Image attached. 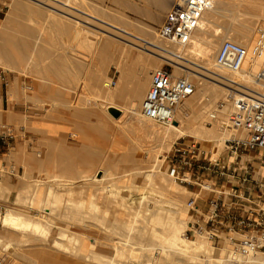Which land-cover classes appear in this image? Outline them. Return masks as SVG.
Returning a JSON list of instances; mask_svg holds the SVG:
<instances>
[{
	"label": "rangeland",
	"instance_id": "374dc122",
	"mask_svg": "<svg viewBox=\"0 0 264 264\" xmlns=\"http://www.w3.org/2000/svg\"><path fill=\"white\" fill-rule=\"evenodd\" d=\"M13 1L14 0H0V31H1L2 21L5 20L6 17L9 15V10H10V7L12 6ZM33 1H35V0H33ZM40 1L41 2H39V3L44 5L46 8H38V9H40V11H42L43 14L47 15L46 21H43L42 17L40 18L38 15H30V14H27V12H25V11H21L20 16H19V25H18L20 28L21 34H17L16 32L13 33L11 43L9 44L10 45L9 49L12 52L18 54L17 57L20 59V61L23 62V65L25 64L24 67H26V70L24 72L19 71V70H14V69H11V67L9 65H7V67H8L7 68L6 65L0 64V67H2L3 69L8 71V80L12 78L11 79L12 82L9 84L10 88L12 87L11 84H13V85H15V87L17 89V92H15V96L10 97V102L11 103L17 102V105H19V107L18 108H9V110L14 111L16 113V115H18L19 117H22V119L24 116L25 117L30 116V120H31L32 128L27 129L24 126V124L22 125V123H21L16 128V130L13 129L14 131L13 130L8 131L6 126H8L9 124L7 122H4V126H3V123L0 121V130H4L5 132H7L13 136V138L10 140L11 145H12L11 147L14 148L13 146H15V144H16V148H17V150H19V156L21 155V152H25V150L28 153L33 152L34 154H37V155L40 154L41 156H44L45 152L47 150V146L45 144V141H42L43 143H38L39 140L37 138L38 137L37 134L39 133V129H35V128H37L40 123L47 122L51 119L54 120L55 117L62 120L64 118L65 113L72 114V112L80 109V108H49L51 103L54 104V100H55L56 96L57 97H59V96L55 95L54 93L52 94L53 95L52 97L44 96L43 94L41 96H38L39 88L36 86L39 83L47 84V86L49 84H51L53 86V89L51 92H53V90L56 87H57L58 92H60V93L64 92V85H65L66 81H64L62 79L61 80L57 79V75L60 74V72L59 71L58 72L57 71H55V72H44L43 70L45 68L47 69L49 67L58 66L59 67L58 69L60 71L64 70L65 66L63 63H65V58H66L65 55H67L69 57L72 56V57H78V58H80V57L85 58L86 57L89 62H93L96 57L104 56L105 53L100 48L102 47L104 40H106L108 37H110L111 39L113 38V40L117 42L115 44L118 47V50L116 51V53L114 55L115 59L117 56H119V57H133V56L141 57L142 56L143 58H147V60L156 59L151 55L150 51H148L144 48H141L139 46L135 47V45H132L129 42H126L123 38L132 40L138 44L141 43V45H144L146 43V41H148V40L150 42L157 41L161 44L167 43V42H168V45L171 44V42L169 40L162 39L158 34V29L162 25L163 21L165 20L166 15L170 9H167L165 11L166 13L165 12L162 13V19L163 20L160 23L155 22L153 20L154 18H156V16L140 17L139 19H140V21L142 20V22L139 21V23H145V20H150L155 24H153V26L152 25H150V26L144 25L143 29H140L141 32H134V30H132L130 28H132V24L136 21V19L131 17V15L129 14L130 13L129 8L127 7L129 0H118V7H117L116 11H114L113 13L102 12L101 14L98 10L92 9L91 7H89L87 4V0H61L63 2L70 3L71 4L70 8H68L69 5H61L60 2L57 3L56 0H40ZM241 1L240 0H231L229 2V5L227 4V8H226L227 10L224 12L225 15L220 16L218 18V21L220 24L225 25V26H229V25H231L229 23H232V24L238 23L240 20H242L244 18L249 17L251 19L252 18L256 19L253 15H260L261 13L262 14L264 13V0L263 1L262 0H260V1L259 0H252V2H251V0H249V1L248 0H241ZM36 2H38V1H36ZM42 2H44V3L48 2L46 4H48L49 6L45 5ZM239 4H240V6H239ZM53 5H54V7L56 6V8H54ZM241 5H242V8H241ZM253 7H255V8L258 7V8L255 9ZM34 8L37 9L36 6H34ZM76 8H77V10H76ZM78 8L80 9V11ZM57 9H59V10H57ZM245 9H246V11H245ZM60 10H62V12ZM66 12H68L71 15H74V17L69 18V16H66L68 14ZM61 13H63V14H61ZM251 19H249V20H251ZM41 20H42V22H40ZM228 21H230V22H228ZM70 24H75L76 27L80 28L79 31L83 33L82 38L81 37H79V38L74 37V39L71 40V36L69 34L67 36L64 35L69 30ZM113 25H114V27H113ZM115 26H117V27H115ZM27 29L31 30L30 40L25 39L26 36H24L25 31ZM104 30H105V32H104ZM107 30L112 31L113 33H115V34H117L123 38H119V37H116L113 35L111 36V35L107 34ZM150 30H153L152 35L150 33H148V31H150ZM23 32H24V34H23ZM141 38L143 40H141ZM80 40H82L84 42L85 48L84 47L81 48V46L78 48L76 47L77 41L80 42ZM219 40L220 39H218V41H217V48L214 50V53L212 55V63L213 64H214L213 61H215L214 58L216 57L220 46L225 41V39L224 40L222 39L220 41ZM254 40H255V36L253 37L252 41H250L248 43H250V45H251L254 42ZM213 56H215V57H213ZM192 60L196 61L200 64V59L198 60V58H196V59L194 58ZM156 61H157V63L162 65V67L166 66V67H170L171 69H173L174 74H175L176 69L172 64H170L166 61H161L159 59H156ZM121 62H123V61H121ZM111 63H113V62H111ZM198 63H196V64H198ZM91 67H94V65L93 64L90 65V69H91ZM96 67L99 69L102 66L98 65ZM110 67H112V65H110ZM115 67H117L119 70H121L122 68H126V67H138V66L128 65V64H125V62H124V64H118V65L116 64ZM160 67L158 65L154 64L152 66L151 70L154 71L156 68H160ZM107 68H109V64H108ZM107 68H106V70H107ZM220 69L224 72V74L227 75V77H229V76L235 77L237 75H240V74L233 75V74H231V72L223 70L222 68H220ZM106 70L104 69L103 71H100L101 85L98 88V92H93L91 89L89 91H86V96L90 100L89 105H91V106L94 105V107H95V108H91V109L93 111L96 110L95 112L97 113V116L101 119L100 124L104 125L105 128H103L102 130H99L96 138L90 137L88 139L86 137L88 145H86L85 147L88 150L83 149L81 151H83L85 153V154H83V156L88 158L86 161H83V167L88 168L89 169L88 171H91L90 173L91 174L93 173L92 175L95 177H98V175L96 174L97 173L96 171H101L102 175L105 174V171H108L109 179L112 178L111 180H113V181H111V180L110 181L108 180V181L110 184L111 183L116 184L115 186L113 185L114 189L116 190V188L118 189V184L125 185L121 182L122 181L121 179H123V177L127 173V171L132 170L131 166L129 167V165L124 164V162L122 160V156L124 154L131 153V154L135 155L137 157V159L140 158L142 160L144 159V161H148L150 157L152 158V156H154V153H152V150L156 147L158 141L151 134H149L147 132V130H145V131H142V130L138 131L137 130L138 132H136V130L134 131L133 130L134 128H132V126H130L131 122H130V115L128 114L129 110H128V108H126L129 106L127 103V101H128L127 99L126 100L123 99L120 101L117 99V101H113L109 98L107 99V98L103 97V95H105V92H104L102 85L105 83V81H109L112 78H114L118 81V74H116L117 71L115 73H113L111 71L109 73V75H107ZM185 73L186 72H182V74H180L178 76H187L188 77L187 73L186 74ZM46 76H51L52 78L50 80L46 81L44 79ZM148 76H149L148 82H149V89H150L151 74L149 73ZM190 78L192 79V81L196 85L199 84L201 81L200 78H198L194 75H192ZM95 84H96L95 86H97V84H99V82L96 81ZM249 84L252 85L253 83L251 82ZM119 85H120V83H117V85L115 87H112V88H117ZM26 92H28V93H26ZM41 92L44 93L43 90ZM226 92H225V96L228 94V92L227 93ZM79 96H80L79 92H77L76 96H74V102L76 101L77 97L79 98ZM145 97H146V95L144 96V98L142 100V105H143V101H144ZM223 98H225V97L219 98L216 101V104L215 103L212 104V106L210 107L211 108L210 111L214 110L217 107L218 103H220L221 101H224L225 99H223ZM57 99H59V98H57ZM121 101H123V102L126 101V102L121 103ZM113 103H116L115 105H117V106L119 105V107L122 108L121 110L123 111V113H122V116H120V118L116 119L108 111V108L110 107L109 105L113 104ZM229 104H231V108L228 109L229 110L228 113H230L232 111L233 102H230ZM142 105H141V108H142ZM5 109H7V108H5ZM124 111H125V114H124ZM209 112L206 115H204V117L202 118L201 121H202V123H205V125L207 127L214 128V126L216 125V122L211 120V118L208 115ZM2 113H4V108H2ZM226 117L228 118V115H226ZM227 118H226V120H227ZM145 120H146L145 123L150 122V123H153L157 126H160L159 127L160 129H165V128L169 127V126H162L160 124L151 122L148 119H145ZM209 122L211 124H208ZM3 127H5V128L3 129ZM224 130H226V128ZM229 130H230V132H229ZM11 131H13V132H11ZM142 132H144V135L141 134ZM72 133H73L72 137H74V139H80L81 138L79 132L73 131ZM234 133H236L234 130L228 128V130H226V135L221 133L220 134L221 137L219 136L218 138L210 139V142L201 140L200 138L194 137L192 135H187V136H183L180 138L172 139V141L168 142L166 147H164L162 149V153L158 155V160L161 163L160 169H161V174H163V176H162L163 179H165L166 181H169L170 183H172L174 185L180 186L179 191L183 194L182 198L180 199L178 204H180L179 206H181L180 212H182L185 216L182 220L183 222L186 223L185 230L188 227V221H189V218L187 215L186 203L189 200V198L191 196H193V193H191L188 190V188L187 189L183 188L184 186L176 184L172 180V177L170 176V173H169V165L166 161L167 153L171 150L174 143H176L178 140L198 141L202 145H205L208 148H211L210 146L214 145L216 147L215 156L217 157V156H219V154H221L224 151V140L230 138ZM140 134L143 137H140ZM241 135H243V134L239 133V136H241ZM141 138H143V139H141ZM93 141H96V143L98 145L97 146L93 145L92 144ZM128 145L131 146V148ZM134 147H136L137 150H133ZM128 148H130V149H128ZM138 148L140 150H138ZM15 150L16 149H14V151ZM5 151L7 152L8 150L5 149ZM151 154H152V156H151ZM10 157H12V156L8 155V156L4 157V159L7 160V166L6 167L4 166V172H5L4 182L0 183V199H4L3 200L4 206L1 204V201H0L1 212L5 213L8 211V209H13L15 211H19L21 213L32 216L34 218L37 216L39 217V215H40V217H42L43 223H47V222L49 223L50 222L51 225L49 224V226H52L53 224L54 225L51 229V233H50L51 235L49 236L48 241H44V240H36L35 236L29 234L30 232H25L23 230L14 229V228L8 229L6 227H3L1 225L2 223H0V236L3 240L2 242H0V256L4 255L5 246H6L8 240H12L15 243V248L17 246H19V250H18V247L16 248V250L19 253L21 251L20 254H23V255H28L30 252H32L31 248L32 249H33V247L37 248L38 245H39V247L44 248L47 253H49V252L51 253V250H53L52 245L55 241V238L58 236V233L61 230L60 228L63 226V228L65 227L66 229H69L68 231L73 233L74 235L81 236L83 238L82 242L84 244H87V242H89L91 248L99 251V253H102L108 257H111V256L112 257H118L119 259H121V261L124 260V262H126L128 264H146L144 257L142 258L143 261L142 260L138 261L137 258H132L134 256V253L136 252L135 249L132 250L133 252L132 251L127 252L125 254H122V253L118 254V250H117L118 249L117 245L119 247L122 244H121V240H120V236H121L120 232H119V230L117 232L116 229L124 227V222L133 221L135 219V217H136L135 216V212H136L135 209L138 207V203H136V204L132 203L133 204L132 205L131 204L132 200L129 199L128 203L126 204L128 206L123 205V203L120 200L114 199L112 197L110 190L113 189V187L110 189L109 188L105 189L103 187V185H102V188H99V186L96 187L97 181L96 180L95 181L94 180H87V178L85 176H79V177L78 176L60 177V176H52V175L50 176V175H48V171L45 172L46 174L43 171H39V166L37 164H33L34 166L37 165L35 167L36 169L34 171H36L35 174H39V175H35L33 178V182H29L30 183L29 185H32V188H30L29 190H27L25 192V200L18 201V197H19L18 194L20 193V190L18 187L20 186V184L18 187L15 188L16 193L13 195V193H14L13 192L14 188H13L10 195H9L10 198L6 199V196L4 194V190H5L4 184L7 183L8 181H10L12 179V177L14 179H17L21 183L23 181L22 177L24 176V166L18 161V159H16V160L10 159ZM151 158H150V160H151ZM75 163L78 164L79 162H75ZM123 164L125 165V167H122V166H124ZM47 165H48V162L46 161V164L44 166L42 165L41 168H49V166H47ZM128 175H129L128 176V178H129L128 183H129V185H131V191L123 190L121 192L122 194L127 195L128 197L130 196L131 199L139 198V196L142 193L145 194L146 192H149L150 194H153L156 196H160L159 193H157L156 191H153L152 189H150L149 186L147 187L144 184V178L136 177L135 174L132 172H129ZM69 178H72V179H69ZM34 180H35V182H34ZM29 181H30V178H29ZM135 181H136V183H135ZM64 183L69 184V186L68 185L64 186ZM109 183H107L106 185H108ZM82 184H83V187H82ZM37 186H38V188H37ZM152 187H154V188L159 187V183H157V182L153 183ZM78 188H80V190H82V191L75 192ZM184 189H186V190H184ZM66 190L69 193L64 194L63 192H65ZM73 190H75V191H73ZM92 190H95V192L91 193ZM88 191L90 192L89 194H87ZM97 191H98V193H97ZM224 191H226L228 193L230 191V186H227L226 188H224ZM59 192H62V194H59ZM214 195L215 194H213V193L209 194L208 192L202 194L203 199L204 198L206 199L208 196L214 197ZM66 199H69V201ZM71 199H72V201L70 202ZM91 200H92V202H91ZM23 201L25 202V204H23ZM48 201H50L51 203ZM201 201L203 202V200H201ZM120 202L122 203L123 206L121 205ZM31 203L35 204L33 209L29 207ZM71 203L72 204H80L81 206L82 205L85 206V207H81L79 210V211H81V213H80L81 215H79V211H77V208L73 207L71 210L70 208L66 207L67 205H69ZM90 203H93L95 206V207L91 206L92 210L89 207ZM95 203H96V205H95ZM204 203L207 204V202H204ZM18 204H20L21 206H19ZM46 205L51 206V208H50L51 211L48 213H45L46 211L43 210L44 209L43 206H46ZM94 208H96V210L98 209L96 212V214H98L97 217H94L88 213L89 211L93 212ZM73 209H75V210H73ZM68 211H70V212H68ZM73 211H75L74 212V213H76L75 215L72 213ZM86 212H87V214H86ZM66 213L68 215H66ZM100 221H102L101 224H100ZM103 221H105V223ZM97 226H99V227H97ZM115 227H117V228H115ZM30 236L34 237V240H31L28 242L27 240H28V237H30ZM190 240H196L197 241L198 239H190ZM200 240L204 241L205 243H207L210 246H213L214 249H223V247L216 246L215 244L207 241L206 239L202 238ZM114 243L116 244V246ZM112 244H114V245H112ZM31 245H33V246H31ZM24 247L27 250L24 251L23 250ZM130 253H131V255L133 254V256L129 257ZM30 255H31V253H30ZM8 260L10 263L31 264V263H25L20 258L15 257V256L14 257L9 256ZM31 260L37 264H47V262H45V261L42 262V260L36 259L34 257H32ZM36 260L37 261L39 260V261L37 262ZM163 264H165V263H163ZM166 264H173V263L167 262Z\"/></svg>",
	"mask_w": 264,
	"mask_h": 264
},
{
	"label": "bare ground",
	"instance_id": "6f19581e",
	"mask_svg": "<svg viewBox=\"0 0 264 264\" xmlns=\"http://www.w3.org/2000/svg\"><path fill=\"white\" fill-rule=\"evenodd\" d=\"M30 1L35 2L37 4H40L39 2H41L40 0H35V1L30 0ZM36 1H38V2H36ZM56 1H57V3L60 2L61 5H69V7L68 6L67 7L70 8V5H71L70 3L63 2L61 0H56ZM173 1H175V0H173ZM230 1L231 0H216L215 6L212 9L206 11V13L202 19V22L200 24V27L194 31V33L191 37V40L189 42H187L186 44H181V43H176V42L170 41L171 44L168 45V42L161 44L157 41L150 42L148 40V41H146V43L144 42L145 43L144 45H141V43L138 44L132 40L125 39V38L120 37L119 35L113 33L112 31L107 30V34H109L111 36L113 35V36H116L119 38H123L126 42H129L130 44L135 45V47L139 46L141 48H144V49L150 51L151 55L154 58L159 59L161 61H166V62L172 64L176 69L175 70L176 76L182 74V72H186L188 75V78L191 81H192V79L190 77L192 75L200 78V80H201L200 83L196 85L195 93L189 99L180 103L178 105V107L176 108V112H175L176 123L170 125L168 128L160 129L159 128L160 126H157L153 123H150L149 121H148L149 123H145L146 118L143 116L142 108H141L142 100H143L145 94L142 95L141 86H145L146 84H148L149 76H148V73L146 74L147 69L145 70V67H149L150 65L153 66L154 64L158 65L159 67L160 66L162 67V65L157 63L156 59H152V60L150 59V60H148L149 65L146 64V65L140 66L141 71L135 77L136 83H134L132 85L133 87H132L131 92L129 94L127 93L128 94L127 103L129 106L126 108H128V110H129L128 114L130 115V122H131L130 126H132V128H134L133 130L134 131L136 130V132H138L140 130H142V131L147 130V132L149 134H151L154 138L157 139L158 143H157L156 147L152 150V153H154V156H152V154H151V156H152V158L150 157L151 160L149 158L148 161H144V159L143 160L140 158L137 159V157L131 153L124 154L122 156V160H123L125 165H129V167L131 166L132 170L127 171V173L124 175L123 179H121L122 181L120 180L125 185L118 184V189L116 188V190L113 187V185L115 186L116 184L115 183H113V184L109 183V181L112 178L109 179L108 171H105V174H103L99 178L93 176L92 175L93 173L92 174L90 173L91 171H88V172L84 171L85 174L84 173H83L84 175L82 174V176H85L87 178V180H94V181L96 180L97 181L96 187L99 186V188H102V185L105 189H108V188L110 189L113 187V189L110 190L112 197L114 199L120 200L123 203V205H126L128 203L129 199L132 200L131 204L132 203H134V204L138 203V207L135 209L136 210V212H135L136 217L134 216L135 219L133 221L124 222V227H121V228L115 227V228H117L116 229L117 232L119 230L120 235H121L120 240H121L122 245H120L119 247L117 245L118 254L119 253L125 254V253L131 252L133 249H135V251H136L134 253L135 257L133 256V254L131 255V253H130L129 257L133 256L132 258H137L138 261L142 260V258L144 257L146 264H163V263L166 264L167 262L168 263L172 262L173 264H263L260 254H254L251 256H247V257H241L238 255L235 256L229 251L228 248L214 249L213 246H210L207 243H205L204 241L200 240L202 238H199L197 241L187 239L185 237V231H186L185 225H186V223L182 221L185 216L182 212H180L181 206H179L180 204H178V202L182 198L183 194L179 191L180 186L174 185V184L170 183L169 181H166L165 179H163V177H162L163 174H161V169H160L161 163L158 160V155L162 153V149L164 147H166L167 143L172 141V139L180 138V137L187 136V135H192L194 137L200 138L201 140L210 142V139L218 138L221 133L226 135V130H228L229 124H230L229 123L230 113H228V111H229L228 109L231 108V104H229L231 102V100L228 99L231 90L229 89L228 85H226V84H230L229 81H234V82L241 81V82L246 83V84H249L251 82L253 83V79H252L251 75L240 74V75H237L235 77H230V76L227 77V75L224 74V72L219 68V66L215 63V61H213L214 64L212 63V55L214 53V50L217 48L218 39H220V40L229 39V40H233L239 44H242L245 46H250V43H248V42L252 41L254 36L256 37V33H257L259 28L264 27L263 26L264 25V13L263 14L261 13L260 15H253L256 19H254V18L251 19L249 17L244 18L242 20L239 19L240 21L238 23H233V24L229 23V24H231L229 26H225V25L220 24L218 21V18L220 16L225 15L224 12L227 10L226 9L227 4L229 5ZM164 2H165V0H164ZM251 2H252V0H251ZM42 3H44V2H42ZM46 3H48V2H46ZM46 3H44V4L48 5ZM167 3H165V4H167ZM169 3L171 4V2H169ZM154 4H156V3H154ZM239 6H240V4H239ZM53 7H54V5H53ZM162 7H163V5H162ZM165 7H167V6H165ZM54 8H56V6ZM168 8L170 9V7H168ZM168 8H166V9H168ZM241 8H242V5H241ZM253 8H255V7H253ZM256 8H258V7H256ZM57 10H59V9H57ZM76 10H77V8H76ZM60 11L62 12V10H60ZM79 11H80V9H79ZM245 11H246V9H245ZM66 13H68V12H66ZM61 14H63V13H61ZM66 16H69V18L74 17V15H71L69 13ZM15 18H16V15H15V12L12 8L8 17L2 21L1 31H0V64L6 65V67H7V65H9L11 67V69L24 72L26 70V67H24L25 64L23 65V62L20 61V59L17 57L18 54L12 52L10 49L8 50L7 46L10 48V45L6 43V34H5L6 26L8 27V25L10 26V25L14 24ZM249 19H251V20H249ZM153 20L155 22L160 23L163 20L162 19V13L159 12V14L156 15V18H154ZM228 22H230V21H228ZM113 27H114V25H113ZM115 27H117V26H115ZM104 32H105V30H104ZM148 33H150L152 35L153 30L148 31ZM141 40H143V39L141 38ZM115 43H117V42L114 41L113 38L111 39L110 37H108L106 40H104V43L102 44V47L100 48L105 53L104 54L105 65L103 66V69H105V70H106L108 64H110L111 62H113L115 60L114 55H115L116 51L118 50V47L116 46ZM213 57H215V56H213ZM191 58L192 59L198 58V60L200 59V64L196 61H193ZM196 63H198V64H196ZM256 68H257V66H254L253 69L255 70ZM136 74H137V72H136ZM231 74L236 75L237 73H231ZM100 77H101V75H100ZM122 79H123V77H122ZM124 83H126V82H124ZM100 85H101V82L99 81V86ZM129 85H130V82H129L127 88L129 87ZM102 87H103L104 92H105V95H103V97H105L107 99L109 98L113 101H117V99L119 101L123 100L126 97L125 95H127L125 93L123 86H122V81H120V85L117 88H112L109 86L106 87L105 83L102 85ZM226 91L228 92V94L225 96ZM26 93H28V92H26ZM234 94L237 95L236 93H234ZM222 97H225L223 99H226V101L228 103L225 105L224 109H222L218 113L217 119L214 120V122H216V125L214 126V128H209L205 125V123H202L201 120L204 117V115H206L210 111V109H211L210 107L212 106V104H214V103L216 104V101ZM115 104L116 103H113V104H110L109 106H116L117 108L122 109L121 107H119V105L117 106ZM80 107H82V106H80ZM0 111L2 112V108H0ZM212 111L209 112V114H208L209 116H210V113ZM74 112H72V113L74 114ZM124 114H125V111H124ZM89 115L92 117V113H90ZM226 115H228V118L226 117ZM75 117H76V115L73 118L74 120H75ZM226 118H227V120H226ZM69 119H71V118H69ZM79 119L77 118L78 122H80ZM94 119H96V118H94ZM7 121H8L7 123L9 124L8 126L10 127V130H13V129L16 130V128L21 123H22V125L24 124V126L27 129L32 128L30 116H28V117L24 116L22 119V117H19L18 115L14 114L13 112H10V116H9V119H7ZM97 121H99V120H97ZM86 126H87L88 132L93 131L95 128L96 129L98 128L97 129L98 131L105 128L104 125L100 124V121L98 124H96V123L94 124L93 120L88 121ZM83 127H84V125H83ZM225 128H226V130H224ZM84 129H85V127H84ZM13 131H11V132H13ZM229 132H230V130H229ZM141 134L144 135V132H142ZM141 134H140V137H143V136H141ZM238 135H239V133H238ZM141 139H143V138H141ZM129 147L131 148V146H129ZM130 148H128V149H130ZM133 150H137V148L134 147ZM138 150H140V149L138 148ZM46 157H48V156H46ZM38 158H39V156L37 154H34L33 152L28 153L26 150H25V152H21L20 156L19 155L17 156L18 161L24 166V176L22 178H23V181L25 182L24 186L22 188H20V193L18 194V196H19L18 201L25 200V192L27 190H29L30 188H32V185H29L30 184L29 182H33V178L35 175H39V174H35L36 171H34V170L36 168L33 164H37V163L39 164L41 162L42 163L41 165H43L44 163H46L44 160L39 161ZM125 165L122 167H125ZM50 169H51V167H50ZM81 170H83V169H81ZM76 171H77V169H76ZM129 172L134 173L136 177L144 178V184L147 187L149 186L150 189H152L153 191H156L157 193H159L160 196H156V195L150 194L149 192H146L145 194L142 193L139 196V198L131 199L130 196L128 197L127 195L122 194L121 192L123 190L131 191V185H129V183H128L129 182V178H128ZM262 172H264V169H262ZM29 178H30V181H29ZM69 179H72V178H69ZM111 181H113V180H111ZM34 182H35V180H34ZM106 182L109 183L110 185L109 184L106 185L107 184ZM155 182L159 183V187H156V188L152 187V184ZM135 183H136V181H135ZM5 184H4V189H5L4 194L6 196V199L7 198L9 199L10 198L9 195H10L12 190L10 187L6 186ZM65 185L69 186V184H67V183L66 184L64 183V186ZM82 187H83V184H82ZM37 188H38V186H37ZM183 188H186V187H183ZM186 189H184V190H186ZM73 191H75V190H73ZM66 200L69 201V199H66ZM71 201H72V199L70 200V202ZM48 202H50V201H48ZM91 202H92V200H91ZM93 203H90V205H89L91 210H92V207L94 206ZM122 203H121V205H122ZM23 204H25L24 201H23ZM18 205L21 206L20 204H18ZM95 205H96V203H95ZM34 206H35V204L31 203L29 207L33 209ZM126 206H128V205H126ZM66 207L70 208L71 210L74 207V208H77V211H79L81 207H85V206H83V205L81 206L80 204H72L71 203V204L67 205ZM43 208H44L43 210L46 211L45 213H48L51 211V209H50L51 206H49V205L43 206ZM73 210H75V209H73ZM97 210H96V208H94L93 212L89 211L88 213L94 217H97V215H98V214H96ZM68 212H70V211H68ZM74 212L75 211H73L72 213L75 215L76 213H74ZM80 213H81V211H79V215H81ZM86 214H87V212H86ZM66 215H68V214L66 213ZM103 222L105 223V221H103ZM0 223H2L1 225L3 227H6L8 229L14 228V229L23 230L25 232H30L29 234L35 236L36 240H44V241H48L49 236L51 235L50 234L51 229L54 225L53 224L52 226H49L50 222L49 223L48 222L43 223L42 217H40V215H39V217L37 216L34 218L32 216L26 215V214L21 213L19 211H15L13 209H8V211L5 213L1 212V210H0ZM101 223H102V221H100V224ZM97 227H99V226H97ZM60 229L61 230L58 233V236L55 238V241L52 245L53 250H51V253L50 252L47 253L44 248H41L38 245L37 248H34V247H33V249L31 248V250H32V252H30L31 255H30V253L28 255H23V254H20L21 251L19 253L16 250L17 247L19 250V246H17L15 248V243L12 240H8L7 244L5 246L4 255H6L7 257H9V256L14 257L15 256V257L20 258L25 263H31V264H37L31 260L32 257L39 259V260H42V262L45 261V262H47V264H128V263L124 262V260L121 261V259H119L118 257H112V256L108 257L102 253H99V251L92 249L89 242H87V244H84L82 242L83 238L81 236H77V235H74L73 233L69 232L68 231L69 229H66L65 227L63 228V226ZM30 237H28V240H27L28 242L31 240H34V237H31V238ZM2 241L3 240L0 236V242H2ZM114 244H112V245H114ZM31 246H33V245H31ZM115 246H116V244H115ZM23 250L25 251L27 249H25V247H24Z\"/></svg>",
	"mask_w": 264,
	"mask_h": 264
},
{
	"label": "built area",
	"instance_id": "2783aa9c",
	"mask_svg": "<svg viewBox=\"0 0 264 264\" xmlns=\"http://www.w3.org/2000/svg\"><path fill=\"white\" fill-rule=\"evenodd\" d=\"M216 0H177L158 29L162 39L186 44L200 27L206 11ZM215 63L231 73L251 75L253 84L229 81V100L233 108L229 128L234 130L224 140V151L215 156L216 147L207 149L198 141L178 140L166 155L172 180L181 186L197 188L186 203L189 218L187 239L204 238L228 248L235 256L260 254L264 264V27L259 28L250 46L225 40ZM254 66L257 68L254 70ZM8 83V71L0 67V84ZM118 81H106L115 87ZM196 91V84L187 76H175L170 67L156 68L151 73V86L143 101V116L162 126L176 122L178 105ZM236 93L237 95H235ZM226 99L210 113L216 120ZM208 124H211L210 122ZM238 133L243 135L239 136ZM12 135L0 130V148L11 147ZM218 150V149H217ZM3 152L0 151V183L4 179ZM214 177L225 178L226 185H216ZM230 184V191H224ZM215 194L203 199V193ZM231 196L233 200H225ZM207 202L205 211L200 202ZM3 201V199H0ZM0 264L10 263L6 255Z\"/></svg>",
	"mask_w": 264,
	"mask_h": 264
},
{
	"label": "crops",
	"instance_id": "0c3cea01",
	"mask_svg": "<svg viewBox=\"0 0 264 264\" xmlns=\"http://www.w3.org/2000/svg\"><path fill=\"white\" fill-rule=\"evenodd\" d=\"M172 1L171 0H165V2H164V0H145V1L144 0H129V2L127 4L128 5L127 7L129 8V12H130L129 14L131 15V17L136 19V21H135L136 23L134 22L132 24V28H130V29L134 30V32H141L140 29H143L144 25H146V26L152 25L153 26L154 23L150 20H145V23H139V21H140L139 18L144 17V16L153 17V16H156L159 12L164 13L167 10L166 8L170 7V9H171L174 6L176 0L173 1L174 3ZM153 2L156 4H154ZM169 2H171V4ZM165 3H167V4H165ZM87 4L92 9L98 10L100 12V14L102 12L113 13L114 11L117 10L118 0H87ZM162 5H163V7H162ZM34 6H36L37 9L34 8ZM165 6H167V7H165ZM12 8L15 12L16 18H15V24H12L10 26L8 25V27L6 26L5 34H6V43L7 44L11 43L13 33L16 32L17 34H21L20 28L18 26L19 25V16H20L21 11H25V12H27V14H30V15H38L40 18L42 17L43 21H46V19H47V15L43 14L42 11H40V9H38V8H46V7L42 4H37L35 2H31L30 0H14L12 2V6L10 7L9 13L12 10ZM40 22H42V20ZM140 22H142V20ZM79 30H80V28L76 27L75 24H70L69 30L64 35L67 36L69 34L71 36V40L74 39V37H76V38L81 37L82 38L83 33L80 32ZM23 34H24V32H23ZM25 34H24V36H26L25 39L30 40L31 30L27 29L25 31ZM80 46H81V48H83V47L85 48V44L82 40H80V42L77 41L76 47L78 48ZM7 48L9 50L8 46H7ZM65 57H66L65 63H63L65 66L64 70L60 71L58 69V66H56L57 68L49 67V68H47V69L45 68L43 70L44 72H55V70L57 72L58 71L60 72V74L57 75V79H59V80L62 79L64 81H66V83L64 85V92L63 93L58 92L57 87L53 90V92H51L53 89V86L51 84H49L47 86V84L39 83L36 86L39 88L38 96H41L43 94L44 96L52 97L53 93L55 95L59 96V97L56 96V98L54 100V104L51 103L49 108H80V109L74 112V114L76 115L75 120L73 119L75 116L73 113H72L73 115L65 113L64 118L62 120L55 117L54 120L51 119L47 122L40 123L39 126L37 128H35V129H39V133L37 134V136H38L37 138L39 140L38 143H43L42 141H45V144L47 146V150L45 152V155L41 156L39 154L38 160L39 161L44 160L45 162L48 161L49 168H41V166H42L41 162L39 164L37 163V165L39 166V171H43L44 173L48 171V174L50 176L51 175L52 176L53 175L54 176H60V177L82 176V174L83 173L85 174L86 171L88 172L89 169L83 167V161H86L88 158L83 156V154H85V153L81 150H83V149L88 150L85 147L86 145H88L87 144V138L88 139L90 137L96 138L97 134L99 132L97 130L98 128L97 129L95 128L93 131L88 132L86 124L88 123V121H92V120H93L94 124L95 123L98 124L99 121L101 120L97 116V113L91 109V108H95V107L89 105V99L86 96V91H89L91 89L93 92H98L99 84L97 86H95L96 85L95 82L96 81L99 82L101 79L100 78V71L104 70L103 66L105 65V61H104V56L96 57L94 59V61L96 60L95 62L94 61L89 62L86 57L85 58L84 57L78 58V57H72V56L69 57L67 55H65ZM121 61H123V62H121ZM124 62H125V64L132 65V66H138V67H126V68H122L121 70H119L117 67H115L116 64L117 65L118 64H124ZM92 64L94 65V67H91V69H90V65H92ZM146 64L149 65L147 58L138 57V56H133V57H119V56H117L116 59L113 61V63L109 64V68H107V75H109V73L111 71L113 73H115L117 71L116 74H118V83H120V81H122V86L125 90V93L129 94L132 90V87H133L132 85L134 83H136L135 77L141 71L140 66L146 65ZM98 65H100L102 67H100L98 69L96 67ZM110 65H112V67H110ZM151 68H152L151 65L149 67H145V70L147 69L146 74L148 73V75H149V73L151 74L153 72L151 70ZM136 72H137V74H136ZM122 77H123V79H122ZM51 78H52L51 76H46L44 79L46 81H48ZM11 79H9L8 83L4 86L0 84V108L1 107L4 108V113H2L0 111V121L3 123V126H4V122H8L7 119H9L10 112H13L14 114H16L14 111L9 110V108H18L19 107V105H17V102H12V103L10 102V97L15 96V92H17L15 85L11 84L12 85L11 88L9 86V84L12 82ZM124 82H126V83H124ZM129 82H130V85L127 88ZM42 90L44 91V93L41 92ZM141 90H142V95L143 94L147 95V93L149 91V82L145 86H141ZM77 92H79L80 96H79V98L77 97L76 101L74 102V96H76ZM128 94L125 95L126 96L124 98L125 100L128 98ZM57 98H59V99H57ZM125 102L126 101H124V102L121 101V103H125ZM80 106H82V107H80ZM5 108H7V109H5ZM90 112L92 113V117L89 115ZM69 118H71V119H69ZM77 118L78 119L80 118L79 119L80 122L77 121ZM94 118H96V119H94ZM97 120H99V121H97ZM83 125H84L85 129H84ZM4 128L5 127H3V129ZM7 129L10 130V127L9 128L7 127ZM73 131L79 132L81 138L80 139H74V137H72ZM96 141H93L92 144L97 146L98 144L96 143ZM13 147L14 148L10 147L7 152L5 151L6 147L0 148V151L3 152V165L5 167L7 166V160L4 159V157L10 155V156H12V157H10V159L16 160L17 156L19 155V150H17L16 144ZM203 147L208 148L204 145H203ZM14 149H16V150L14 151ZM46 156H48V157H46ZM73 162L74 163L79 162V163L74 164ZM45 164H43V166ZM50 167H51V169H50ZM76 169H77V171H76ZM81 169H83V170H81ZM99 173H102V172L97 171L96 174L99 175ZM97 178H99V177H97ZM214 179L216 181L215 183L217 186L224 187L226 185L225 178L214 177ZM2 182H4V179L1 181V183ZM19 184H20V186H19ZM24 184H25L24 181H22L20 183L17 179H14L12 177V179L10 181H8L5 185L10 187L11 190L14 188V191H13L14 192L13 195H14L16 193L15 188L19 186L18 188L20 190V188H22L24 186ZM228 186H230V184ZM188 190L191 193H193L197 190V188H195L193 186H188ZM80 191H82V190H80V188H79L75 192H80ZM93 192H95V190L91 191V193H93ZM63 193L67 194L69 192L66 190ZM89 193L90 192L88 191L87 194H89ZM97 193H98V191H97ZM59 194H62V192H59ZM224 199L225 200H228V199L233 200L234 198L231 196H228V197L226 196V197H224ZM1 204L4 206V201H1ZM200 206L205 211L208 208V204H205L202 201L200 202Z\"/></svg>",
	"mask_w": 264,
	"mask_h": 264
},
{
	"label": "water",
	"instance_id": "95a60500",
	"mask_svg": "<svg viewBox=\"0 0 264 264\" xmlns=\"http://www.w3.org/2000/svg\"><path fill=\"white\" fill-rule=\"evenodd\" d=\"M108 111L110 114H112L115 118H120L122 116L123 111L120 108H117L116 106H110L108 108ZM176 123V122H175ZM102 173H99L98 177H101Z\"/></svg>",
	"mask_w": 264,
	"mask_h": 264
}]
</instances>
